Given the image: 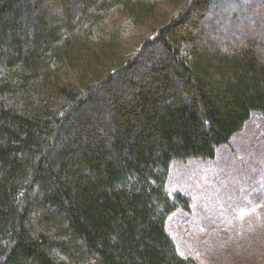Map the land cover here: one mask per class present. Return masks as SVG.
Here are the masks:
<instances>
[{
    "label": "trees",
    "instance_id": "trees-1",
    "mask_svg": "<svg viewBox=\"0 0 264 264\" xmlns=\"http://www.w3.org/2000/svg\"><path fill=\"white\" fill-rule=\"evenodd\" d=\"M254 113L264 0H0V264H202L170 166Z\"/></svg>",
    "mask_w": 264,
    "mask_h": 264
},
{
    "label": "rangeland",
    "instance_id": "rangeland-1",
    "mask_svg": "<svg viewBox=\"0 0 264 264\" xmlns=\"http://www.w3.org/2000/svg\"><path fill=\"white\" fill-rule=\"evenodd\" d=\"M223 37L228 32L221 30L202 43L212 48ZM168 189L183 192L190 202L188 210L168 218L181 252L202 264H264L263 116L252 114L213 160L172 163Z\"/></svg>",
    "mask_w": 264,
    "mask_h": 264
}]
</instances>
